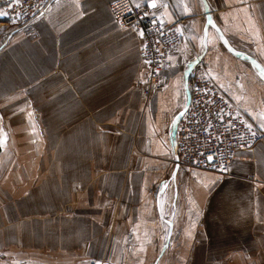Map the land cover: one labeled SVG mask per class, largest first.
<instances>
[{
	"label": "crops",
	"instance_id": "obj_1",
	"mask_svg": "<svg viewBox=\"0 0 264 264\" xmlns=\"http://www.w3.org/2000/svg\"><path fill=\"white\" fill-rule=\"evenodd\" d=\"M112 1L0 14V264H264V141L226 175L173 157L194 67L264 132V0H132L184 20L148 98Z\"/></svg>",
	"mask_w": 264,
	"mask_h": 264
},
{
	"label": "built area",
	"instance_id": "obj_2",
	"mask_svg": "<svg viewBox=\"0 0 264 264\" xmlns=\"http://www.w3.org/2000/svg\"><path fill=\"white\" fill-rule=\"evenodd\" d=\"M54 0H0L6 15L20 26H31L45 18ZM11 4V6H10ZM108 10L121 29L139 36L138 56L151 61L140 95L148 98L161 88L162 74L177 57L183 19L167 22L158 7L138 5L132 0H113ZM188 100L177 114L173 129L174 162L195 170L226 175L234 156L264 141V132L246 120L228 96L199 69L189 72ZM212 156L210 162L208 157Z\"/></svg>",
	"mask_w": 264,
	"mask_h": 264
},
{
	"label": "rangeland",
	"instance_id": "obj_3",
	"mask_svg": "<svg viewBox=\"0 0 264 264\" xmlns=\"http://www.w3.org/2000/svg\"><path fill=\"white\" fill-rule=\"evenodd\" d=\"M160 258L161 257L145 258V260L144 259L143 260H144V264H158ZM164 259L170 260V259H173V258H164ZM119 260H121V258H119ZM138 261H139V258H136L135 263H137Z\"/></svg>",
	"mask_w": 264,
	"mask_h": 264
},
{
	"label": "snow or ice",
	"instance_id": "obj_4",
	"mask_svg": "<svg viewBox=\"0 0 264 264\" xmlns=\"http://www.w3.org/2000/svg\"><path fill=\"white\" fill-rule=\"evenodd\" d=\"M17 2H20V0H17ZM10 6H11V4H10ZM149 7H155V4H150ZM0 14L6 15V13H0ZM146 63L151 64L152 62L151 61H146ZM208 159L211 162L213 160V157L209 156Z\"/></svg>",
	"mask_w": 264,
	"mask_h": 264
}]
</instances>
